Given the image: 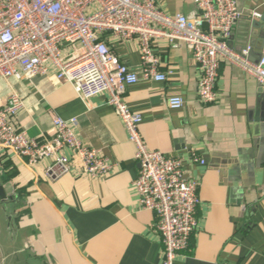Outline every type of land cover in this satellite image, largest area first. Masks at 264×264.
Masks as SVG:
<instances>
[{
  "label": "crops",
  "instance_id": "0c3cea01",
  "mask_svg": "<svg viewBox=\"0 0 264 264\" xmlns=\"http://www.w3.org/2000/svg\"><path fill=\"white\" fill-rule=\"evenodd\" d=\"M166 14L198 15L194 0H157ZM242 17L229 44L252 46L250 58L264 53V0H236ZM253 12L260 13L254 17ZM130 68H141L138 38L106 37ZM165 81L128 86L126 102L143 115L140 132L151 150L184 161L198 182V226L191 247L174 264H264V95L256 78L222 61L217 99L204 103L201 71L184 43L154 42ZM15 90L24 101L15 124L29 136L54 133V118L77 117V134L114 165L92 178L74 169L50 179L46 168L11 150H0V183L10 197L0 203V264H162L164 243L154 211L139 202L133 184L140 173L135 144L108 103L106 93L83 101L56 70L27 79L0 77V92ZM183 97L172 109L170 96ZM196 152L205 162L190 159ZM69 155V153H68ZM2 228V229H1Z\"/></svg>",
  "mask_w": 264,
  "mask_h": 264
},
{
  "label": "built area",
  "instance_id": "2783aa9c",
  "mask_svg": "<svg viewBox=\"0 0 264 264\" xmlns=\"http://www.w3.org/2000/svg\"><path fill=\"white\" fill-rule=\"evenodd\" d=\"M194 2L198 15L166 14L157 0H0V77L23 75L32 80L55 69L57 77L71 83L85 102L108 95V103L136 146L134 158L140 173L133 184L140 204L157 216L156 227L164 243L162 264H174L177 254L191 247L201 199L198 182L188 177L183 159L149 149L140 132L143 115L125 99L132 84L167 79V73L159 70L154 42L166 39L173 45L186 44L201 71L198 93L204 103L217 99L222 61L255 77L264 95V53L253 61L251 45L236 51L229 44L242 17L236 0ZM252 14L260 17L258 12ZM107 36L138 38L139 71L120 60ZM184 102L178 95L168 99L172 109L183 107ZM24 106L15 90L6 96L0 92V150H11L31 165L49 159L52 164L46 174L54 180L75 168L92 178L112 172L109 158L77 134V117L57 116L53 134L31 137L15 124ZM190 159L205 162L196 152Z\"/></svg>",
  "mask_w": 264,
  "mask_h": 264
},
{
  "label": "water",
  "instance_id": "95a60500",
  "mask_svg": "<svg viewBox=\"0 0 264 264\" xmlns=\"http://www.w3.org/2000/svg\"><path fill=\"white\" fill-rule=\"evenodd\" d=\"M10 199L6 188L0 183V203H6Z\"/></svg>",
  "mask_w": 264,
  "mask_h": 264
},
{
  "label": "rangeland",
  "instance_id": "374dc122",
  "mask_svg": "<svg viewBox=\"0 0 264 264\" xmlns=\"http://www.w3.org/2000/svg\"><path fill=\"white\" fill-rule=\"evenodd\" d=\"M2 229V228H1ZM6 230L3 228L2 231H0V240L2 242V238L5 235Z\"/></svg>",
  "mask_w": 264,
  "mask_h": 264
}]
</instances>
